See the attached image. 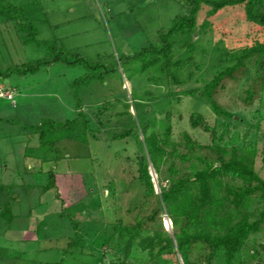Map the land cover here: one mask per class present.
<instances>
[{
	"label": "rangeland",
	"instance_id": "374dc122",
	"mask_svg": "<svg viewBox=\"0 0 264 264\" xmlns=\"http://www.w3.org/2000/svg\"><path fill=\"white\" fill-rule=\"evenodd\" d=\"M240 10L226 7L207 17L203 7L195 30L176 36L173 60L183 57L186 42L195 52L179 69L170 67L175 82L159 65L141 70L136 54L156 44L159 31L185 13L182 0H0V70L52 57L47 44L94 66L58 62L35 73L0 75V264H116V245L109 237L118 221L132 225L138 218L145 230L172 234L175 227L159 197L169 163L161 165L160 173L149 164L154 194L146 198L138 180L137 161L144 151L136 120L154 122L148 132L160 131L161 122L170 124L171 139L181 151L183 132L201 145L211 142L202 126H191L190 116L200 114L218 131L226 119L185 90L211 79L224 52L264 40V30L256 31ZM257 11L264 14V0ZM204 18L209 23L200 28ZM29 25L37 29L41 44ZM89 73L96 76L86 78ZM262 76L264 58L253 55L232 77L222 79L213 96L233 114L224 144L254 145V169L264 179ZM249 90L254 94L248 101ZM48 119H74L77 125L69 137L47 148L35 127ZM132 126L136 137L116 138ZM197 153L215 157L206 148ZM51 173L54 187L44 190ZM263 205L257 192L248 207L251 220ZM263 243V231L249 235L243 264H264ZM204 253L196 245L191 259ZM133 256L147 264L145 253ZM157 262L181 264L171 251Z\"/></svg>",
	"mask_w": 264,
	"mask_h": 264
},
{
	"label": "trees",
	"instance_id": "16d2710c",
	"mask_svg": "<svg viewBox=\"0 0 264 264\" xmlns=\"http://www.w3.org/2000/svg\"><path fill=\"white\" fill-rule=\"evenodd\" d=\"M262 1L182 0L185 13L177 15L168 28L159 31L156 44H151L136 54L142 61L141 70L159 65L160 71H166L177 82L178 79L170 72V67L179 69L192 59L195 51L193 45L186 42L183 57L173 60L171 53L175 38L177 35L188 34L195 30L198 13L203 7L206 8L205 15L210 17L226 7L241 6L242 17L260 32L264 30V14H260L257 9ZM208 23L209 21L204 18L199 27L206 28ZM29 26L30 35L37 44H41V41L35 39L37 29L33 25ZM19 27L22 28L21 25ZM47 47L52 57L10 66L4 71L0 70V75L5 77L13 72L35 73L42 67L58 62L67 65L83 63L88 68L94 67L82 56L57 50L51 44H47ZM253 55L264 58V40H255L236 51L224 52L216 60L218 67L211 79L205 81L201 88L185 90L186 94H197L204 98L215 115L226 119L221 124L222 130L218 131L215 126L204 123L200 114L190 116L192 127L202 126L203 130L210 133L209 144L201 145L187 132H183L181 151L171 139L170 124L161 122L160 131L148 132L149 126L154 125V122L137 118L135 126L143 135V140L139 143L144 151L137 161L138 180L144 189L145 197H151L154 194V186L148 169L149 164L156 173H160L161 165L169 163L168 175L165 178L166 185L160 188L159 197L175 230L172 234L163 229L145 230L138 218L132 225L123 224L121 221L114 223L112 225L114 234L109 240L113 239L116 245L114 252L117 258L116 264H142L140 260H134L136 256L133 254L136 251L146 254L147 264H158L157 261L162 260L163 254L167 251L176 253L181 264H243L242 248L249 235L254 232H264V205L254 220L250 219L252 214L248 210L250 201L257 192L259 198L264 201V179L254 169L256 147L249 142L232 144L228 147L224 144V138L229 133V120L233 119V114L223 109L213 96L215 88L220 85L222 79L232 77L233 73L243 67L247 59ZM93 76L96 75L89 73L85 77ZM262 79L264 87V76ZM253 94V91H248V101ZM76 125L74 119L64 122L48 119L43 120L35 128L39 133L41 144L53 148V141L69 137V133H72ZM135 126L122 130L116 138L136 137ZM87 128L88 121L84 120V132ZM60 130L65 131L56 135ZM49 136H52V141L48 139ZM203 148L214 151L215 157L209 158L197 153ZM261 153L264 162V147ZM50 176L48 183L43 186L44 190L54 187L52 173ZM0 190H3L1 185ZM196 245L203 246L205 253L200 259H191L192 249ZM262 248L264 249V243Z\"/></svg>",
	"mask_w": 264,
	"mask_h": 264
}]
</instances>
